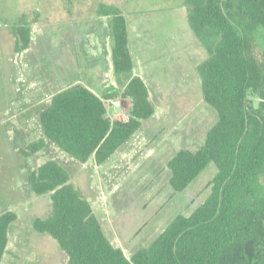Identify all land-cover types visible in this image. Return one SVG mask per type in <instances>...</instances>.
Returning <instances> with one entry per match:
<instances>
[{"label":"rangeland","instance_id":"obj_1","mask_svg":"<svg viewBox=\"0 0 264 264\" xmlns=\"http://www.w3.org/2000/svg\"><path fill=\"white\" fill-rule=\"evenodd\" d=\"M100 3L119 7L133 25L136 73L147 86L154 113L101 165L92 157L76 162L48 141L26 156L25 146L43 136L39 110L73 84L99 97L117 88L119 95L112 98L118 101L116 110L104 103L108 116H129L130 99L121 96L112 69L108 18L96 14ZM185 18V0H0V213L9 210L17 216L1 264H67L57 243L31 226L34 218L50 213L51 201L49 194L35 195L26 176L47 160L70 172L110 243L127 258L208 195L213 165L182 192H174L168 182L169 158L180 149L199 148L217 118L202 99L196 73L207 55ZM20 19L30 24V43L16 52L10 27ZM257 42L258 53L263 31ZM14 94L18 99L12 106Z\"/></svg>","mask_w":264,"mask_h":264},{"label":"trees","instance_id":"obj_2","mask_svg":"<svg viewBox=\"0 0 264 264\" xmlns=\"http://www.w3.org/2000/svg\"><path fill=\"white\" fill-rule=\"evenodd\" d=\"M187 24L206 58L196 66L203 101L216 121L195 151L180 149L167 161L169 185L182 192L209 166L215 168L205 199L188 215L177 214L146 246L129 258L114 247L91 205L70 181V172L47 160L27 173L37 196L49 194L50 213L32 220L67 256V264H264V0H185ZM96 14L108 18L110 58L121 96L129 98L127 120L106 116L102 97L81 84L54 93L38 112L42 138L27 144L26 156L53 143L81 164H103L154 113L143 80L134 74L128 25L122 10L100 3ZM2 20V19H0ZM14 50L30 43V24H11ZM254 99L257 103L254 104ZM14 212L0 213V263Z\"/></svg>","mask_w":264,"mask_h":264},{"label":"crops","instance_id":"obj_3","mask_svg":"<svg viewBox=\"0 0 264 264\" xmlns=\"http://www.w3.org/2000/svg\"><path fill=\"white\" fill-rule=\"evenodd\" d=\"M119 8V7H118ZM122 10V9H121ZM122 12H123V14L125 15V17H126V20H127V25H128V38H129V48H130V52H131V55L133 56V60H134V70H133V72H134V74L135 75H137V76H139L141 79H142V77L138 74V73H136L137 71H136V59H135V54H134V52H133V50H132V47H131V41H130V30L131 31H133V25H131V23L129 22V20H128V17H127V15L125 14V12L122 10ZM136 17V16H135ZM134 17V23H137L138 24V22L136 21V18ZM186 19V18H185ZM187 21V20H186ZM143 80V79H142ZM144 82V81H143ZM145 83V82H144ZM149 92V91H148ZM14 96L15 97H17L16 99H14L13 100V98L11 99V105L12 106H14L16 103H17V99H18V96H16L15 94H14ZM13 96V97H14ZM116 109H114V111H115ZM115 120V119H114ZM127 120V119H126ZM2 121V120H1ZM1 121H0V123H1ZM16 127L17 128H20L19 127V125H16ZM19 130V129H18ZM27 156H29V155H27ZM9 233H8V241H9V234H10V228H9V231H8ZM8 252V244H7V248H6V252H5V254ZM4 254V255H5ZM4 257V256H3ZM2 262V261H1ZM1 264V263H0Z\"/></svg>","mask_w":264,"mask_h":264},{"label":"built area","instance_id":"obj_4","mask_svg":"<svg viewBox=\"0 0 264 264\" xmlns=\"http://www.w3.org/2000/svg\"><path fill=\"white\" fill-rule=\"evenodd\" d=\"M103 102L105 103V102H110V105L108 106V108L110 109V110H114V109H116V107L115 106H117L118 105V101L115 99V100H112V99H107V100H103ZM106 106V116L109 118V116H108V108H107V105H105Z\"/></svg>","mask_w":264,"mask_h":264}]
</instances>
